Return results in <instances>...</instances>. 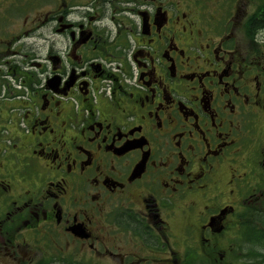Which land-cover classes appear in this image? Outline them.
I'll list each match as a JSON object with an SVG mask.
<instances>
[{
    "label": "flooded vegetation",
    "instance_id": "flooded-vegetation-1",
    "mask_svg": "<svg viewBox=\"0 0 264 264\" xmlns=\"http://www.w3.org/2000/svg\"><path fill=\"white\" fill-rule=\"evenodd\" d=\"M248 17L240 0H0V264H191V246L233 264L242 219L264 231Z\"/></svg>",
    "mask_w": 264,
    "mask_h": 264
},
{
    "label": "rangeland",
    "instance_id": "rangeland-1",
    "mask_svg": "<svg viewBox=\"0 0 264 264\" xmlns=\"http://www.w3.org/2000/svg\"><path fill=\"white\" fill-rule=\"evenodd\" d=\"M256 0H242V6L245 10H249V12H252L256 8ZM258 30L252 29L254 32H263L260 34L259 40L262 44H264V27H257ZM3 116L5 115H11L9 109L10 105H3L2 107ZM3 127H0V130H3ZM252 239H248V236L244 234V232H241L239 234L238 238V244L235 245V249L237 251V258H235V250L232 252L233 258L237 260L235 264H264V260L262 257H254L255 252H261L264 253V247L262 243H253L251 242ZM240 243V244H239ZM255 249V250H254ZM247 254H251L250 256ZM78 264H86L83 262H79ZM97 264V263H95ZM226 264H231L230 261H228Z\"/></svg>",
    "mask_w": 264,
    "mask_h": 264
},
{
    "label": "trees",
    "instance_id": "trees-1",
    "mask_svg": "<svg viewBox=\"0 0 264 264\" xmlns=\"http://www.w3.org/2000/svg\"><path fill=\"white\" fill-rule=\"evenodd\" d=\"M257 3V10L255 14L251 17L250 21L248 22V25H252V29L258 30L257 27L261 28L264 27V0H256ZM255 35L256 32H253ZM262 256L264 258V254L260 252H255V256ZM194 257H191L192 261H195L193 259ZM191 264H194L191 262Z\"/></svg>",
    "mask_w": 264,
    "mask_h": 264
},
{
    "label": "bare ground",
    "instance_id": "bare-ground-1",
    "mask_svg": "<svg viewBox=\"0 0 264 264\" xmlns=\"http://www.w3.org/2000/svg\"><path fill=\"white\" fill-rule=\"evenodd\" d=\"M251 30H252V27H251ZM252 32H254V31L252 30Z\"/></svg>",
    "mask_w": 264,
    "mask_h": 264
}]
</instances>
